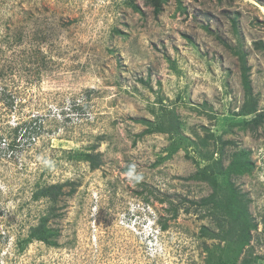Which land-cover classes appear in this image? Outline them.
<instances>
[{"label":"rangeland","instance_id":"1","mask_svg":"<svg viewBox=\"0 0 264 264\" xmlns=\"http://www.w3.org/2000/svg\"><path fill=\"white\" fill-rule=\"evenodd\" d=\"M153 3L0 0V264H209L206 247L225 245L201 235L219 226L200 203L212 187L190 178L197 166L186 154L195 149L170 154L172 138L145 133L143 120H156L162 98L182 137L221 135L244 103L233 50L247 54L264 114V49L256 47L264 0H160L159 12ZM25 123L38 136L11 148ZM223 140L232 141L225 166L240 150L255 163L233 177L258 224L239 264L250 254L264 264V122L256 132L235 126ZM93 145L99 168L67 160ZM66 181L77 190L56 204V244L34 239L21 249L51 205L32 198L36 185Z\"/></svg>","mask_w":264,"mask_h":264},{"label":"trees","instance_id":"2","mask_svg":"<svg viewBox=\"0 0 264 264\" xmlns=\"http://www.w3.org/2000/svg\"><path fill=\"white\" fill-rule=\"evenodd\" d=\"M154 6L157 12L160 11V0H154ZM136 8V6H135ZM236 25L235 21L233 22ZM258 49H264V43L259 41L256 43ZM238 56L241 63V83L244 90V103L239 110V118L231 119L224 124L221 135L216 136L215 133H207L204 136L196 134L197 140L182 137L180 134L181 124L174 108L165 105L164 99L160 98L159 108L161 112L156 115L155 121H144L148 127L144 131L147 134L156 132H166L172 142L167 150L170 154L178 151L180 148H194L196 153L187 152V158H190L197 166V171L190 176L194 180L207 182L213 189L212 193L202 199L201 206L207 207L206 214H213L216 217L219 231L212 230L207 226H202L201 235L210 239H219L225 242L223 247L218 244L212 249L208 246V263L209 264H239L241 255L246 247L250 246L253 239L252 231L257 229L258 224L249 213V199L246 197L239 187L233 182V177L251 173L255 168L254 161L250 158V151L240 150L231 154V162L224 165V147L231 144L232 141L223 140V133H233L234 127L238 126L242 129H249L256 132L258 127L264 122V114L259 112L258 96L254 94L252 81L250 79V66L248 65L247 54L245 52L233 50ZM9 104H13L15 100H11ZM215 118V115L211 116ZM32 129V131H31ZM37 126L32 127L31 124L20 125L15 128V137L10 143L11 148L19 146L24 136H28L31 140L38 136ZM213 140L211 143L210 140ZM214 149L209 148L210 145ZM67 160L87 162L91 169H97L102 164L101 153L97 151V146L86 150L68 152ZM204 162V163H202ZM69 186L68 191L65 188ZM77 190L76 182H57V183H38L32 192V198L36 201L47 198L51 205L48 214L41 216L37 225L31 226L29 235L19 241L21 249L26 247L28 242L38 239L49 245L56 244L53 237L54 229L50 228L49 222L54 218L62 216L58 213L56 205L60 197L63 195H72ZM198 205V203H197ZM179 207L174 208V215L178 213ZM213 211V212H212ZM205 216V214H203ZM250 255H244L240 264H253V260L249 259ZM260 257L256 255L254 260Z\"/></svg>","mask_w":264,"mask_h":264}]
</instances>
